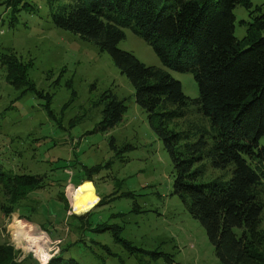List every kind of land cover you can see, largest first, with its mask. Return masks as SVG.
<instances>
[{
  "label": "rangeland",
  "instance_id": "obj_1",
  "mask_svg": "<svg viewBox=\"0 0 264 264\" xmlns=\"http://www.w3.org/2000/svg\"><path fill=\"white\" fill-rule=\"evenodd\" d=\"M252 1L255 7L264 3ZM58 6L30 0V8L13 13L0 5V170L45 178V187L15 204L7 202L0 184V246L13 249L17 264H47L61 251L79 264H221L204 227L189 213V203L174 193L175 168L154 129L157 118L151 122V114L137 104L133 84L107 52L55 26ZM234 15L235 36L241 40L254 19L242 6ZM123 32L121 50L147 67L168 71L186 96L199 98L193 75L165 68L152 46L130 30ZM4 56L26 65L29 81L43 97L22 93L6 81ZM110 91L126 100L128 110L118 126L102 132L104 96ZM186 109V117L173 120L169 129L200 126L211 136V123L197 106ZM205 164L209 168L200 183L228 181L233 175V165L214 169ZM85 182L94 185L100 201L90 212L77 214L72 194ZM260 191L264 230V184ZM21 223L31 226L30 245L14 240ZM34 240L38 246L32 248ZM259 250L264 255V246Z\"/></svg>",
  "mask_w": 264,
  "mask_h": 264
},
{
  "label": "trees",
  "instance_id": "obj_2",
  "mask_svg": "<svg viewBox=\"0 0 264 264\" xmlns=\"http://www.w3.org/2000/svg\"><path fill=\"white\" fill-rule=\"evenodd\" d=\"M48 2L59 4L53 13L55 26L107 52L133 84L137 104L151 114V122L157 118L154 129L175 168L174 193L189 203V213L204 227L221 264H264L259 250L264 246L260 201L264 146L259 147L264 137V3L255 7L252 0ZM0 5L15 13L30 8V0H0ZM237 6L247 9L254 19L241 40L235 36ZM123 29L152 46L165 68L193 75L199 98L186 96L181 82L168 71L147 67L132 53L121 50ZM3 58L11 86L43 97L29 81L26 65L16 56ZM47 98L46 107L52 114V97ZM104 100L98 130L108 132L123 121L128 107L126 100H119L111 91ZM189 104L208 118L211 136L200 126L184 132L169 129L173 120L186 117ZM111 143L114 145V139ZM206 160L214 169L233 165L231 179L200 183L209 168ZM43 182L45 178L39 176H11L0 170V184L10 204L45 187ZM66 255L61 251L47 264H79ZM0 264H17L11 247L0 246Z\"/></svg>",
  "mask_w": 264,
  "mask_h": 264
},
{
  "label": "bare ground",
  "instance_id": "obj_3",
  "mask_svg": "<svg viewBox=\"0 0 264 264\" xmlns=\"http://www.w3.org/2000/svg\"><path fill=\"white\" fill-rule=\"evenodd\" d=\"M72 200L74 210L77 214L85 213L93 209L94 207H96V205H98L100 201L99 197L96 195L95 187L91 182H85L84 184L79 186L73 192ZM30 228L31 226L24 223H21L19 225L18 230L14 233V240L17 244L27 246L29 244L28 241L33 240L34 237L32 238V231L30 232ZM35 246H38L36 244V241L32 244V248H34Z\"/></svg>",
  "mask_w": 264,
  "mask_h": 264
}]
</instances>
